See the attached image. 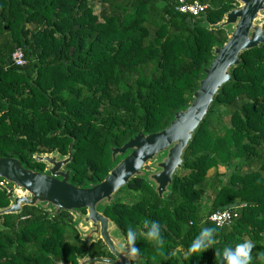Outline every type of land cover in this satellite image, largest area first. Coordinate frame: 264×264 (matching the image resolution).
I'll return each mask as SVG.
<instances>
[{"label":"trees","instance_id":"1","mask_svg":"<svg viewBox=\"0 0 264 264\" xmlns=\"http://www.w3.org/2000/svg\"><path fill=\"white\" fill-rule=\"evenodd\" d=\"M179 1L0 0V157L43 172L46 165L33 162L36 153L65 156L75 141L67 168L72 182L84 187L106 179L112 146L164 129L192 100L214 45L227 40L224 30L200 24L205 18L218 24L236 6L234 0H187L208 5L193 18L177 10ZM18 49L25 68L11 60ZM241 58L234 82L223 87L187 148L167 200L134 179L120 191L125 198L105 210L125 238L129 227L145 220L160 224L163 243L138 236L140 261L134 264H221L223 248L244 240L255 245L252 264H264L257 260L264 252V46ZM219 107L228 123L216 113ZM221 166L230 171L220 173ZM1 192L3 209L10 203ZM208 192L215 199L206 210ZM241 203V216L230 226L210 221ZM48 217L29 206L0 216V264L106 257L99 255L107 247L103 241L97 251L93 247L97 254L83 251L64 215ZM204 227L214 229L216 243L202 254L189 253Z\"/></svg>","mask_w":264,"mask_h":264},{"label":"water","instance_id":"2","mask_svg":"<svg viewBox=\"0 0 264 264\" xmlns=\"http://www.w3.org/2000/svg\"><path fill=\"white\" fill-rule=\"evenodd\" d=\"M234 1L236 6L225 13L221 22L212 25L205 18L200 24L209 31L224 30L227 40L214 45L212 59L208 67L203 68L192 100L175 112L164 129L150 134L141 131L121 147L112 146L106 179L84 187L72 182L74 172L67 168L73 161L75 141L65 156L58 151L36 153L33 162L45 164L43 172L27 169L18 158L0 157V183L13 190L9 197L10 204L0 209V216L20 214L25 206L49 213L50 220L66 212L71 215L66 219L67 223L77 228L80 225L88 228L87 238L95 236V240H103L111 254L109 258L85 257L79 260V264L139 262V255L135 258L128 256L123 235L122 249L115 247L111 226L119 228L104 212L116 202L118 193L134 179H144L161 200H167L175 176L184 168L187 148L223 87L234 82L233 72L243 64L241 56L264 46V0ZM148 165H152V171L145 169ZM235 207L236 204L227 209ZM83 211L87 215H83Z\"/></svg>","mask_w":264,"mask_h":264},{"label":"clouds","instance_id":"3","mask_svg":"<svg viewBox=\"0 0 264 264\" xmlns=\"http://www.w3.org/2000/svg\"><path fill=\"white\" fill-rule=\"evenodd\" d=\"M144 236L147 240L155 243H163L161 226L157 222L145 220L143 225L134 229L129 227L126 231L127 253L130 258L139 255L140 249L136 246L138 236ZM216 243L214 229L204 227L194 238L189 246V253H204ZM255 247L252 241L244 240L235 246H226L221 255V264H252V249ZM264 259V252L257 253V260Z\"/></svg>","mask_w":264,"mask_h":264},{"label":"built area","instance_id":"4","mask_svg":"<svg viewBox=\"0 0 264 264\" xmlns=\"http://www.w3.org/2000/svg\"><path fill=\"white\" fill-rule=\"evenodd\" d=\"M208 9L207 4H202L199 1L188 2L187 0H180L177 5V10L184 14L190 15L193 18H200ZM12 62L17 67H25L27 64L24 52L21 49L16 50L11 58ZM6 187L3 182L0 183V187ZM8 187V186H7ZM8 189H11L8 187ZM12 190V189H11ZM13 193V192H12ZM239 218L237 211H218L210 216V221L218 225L219 227L230 226L236 219Z\"/></svg>","mask_w":264,"mask_h":264},{"label":"rangeland","instance_id":"5","mask_svg":"<svg viewBox=\"0 0 264 264\" xmlns=\"http://www.w3.org/2000/svg\"><path fill=\"white\" fill-rule=\"evenodd\" d=\"M238 5L240 6L239 3H238ZM216 113H218V114L221 113L222 116H223V120L227 121V123L229 122V116L226 115V113H225V108H224V107H219V108H217ZM145 169H146V170H149V171H152V170H153V167H152V165H148V166L145 167ZM218 171H219L220 173H226V172H228V171H230V170H228V169H226L225 167L221 166V167H219ZM214 172H215L214 170H211V171L208 173V178L213 177ZM117 197H119V198H125L124 194H121V192L118 193V196H117ZM206 197H207V199H206V202H205L204 208H205L206 210H208V209H210V208L212 207V204H213L214 199H215V195H214L212 192H208ZM244 206H245V204H242V203H241L240 205H238V209H237L236 211H237V213L239 214V216H241V209H242ZM111 229H112V231H111V236H112L113 241H114V243H115V247H117L118 249H122V244H121V242L124 241V237L122 236V234L119 232V230H118L117 228H114V226H111ZM77 231L80 233L81 238H83V239H85V240H87V241H89V240H91V239H92V240H95V239H96L95 236H93V237H91V238H87V236L89 235V229L86 228V227H84V226H82V225H80V226L78 227ZM93 235H94V234H93ZM119 241H120V242H119ZM124 248H125V249L127 248V241H126V240H125V242H124Z\"/></svg>","mask_w":264,"mask_h":264},{"label":"flooded vegetation","instance_id":"6","mask_svg":"<svg viewBox=\"0 0 264 264\" xmlns=\"http://www.w3.org/2000/svg\"><path fill=\"white\" fill-rule=\"evenodd\" d=\"M15 66V65H14ZM27 66V65H26ZM25 66V67H26ZM15 67H17V66H15ZM25 67H17V68H25ZM35 156V155H34ZM1 193H6L7 194V197H10L11 195H12V192H13V190H11V189H8V187L6 186V187H2L1 186ZM83 213V215H87V212L86 211H83L82 212ZM46 214V213H45ZM49 214V213H48ZM64 215V218H66V219H68L69 217H71V215L69 214V213H64V214H62V215H60V216H56V217H54L52 220H58L59 218H61L62 216ZM49 218V217H48ZM64 221V220H63ZM65 223V222H64ZM68 226V231H71L70 233H73L74 235H75V233L74 232H76L77 233V226L76 225H67ZM77 234H79V236H80V233L78 232ZM78 236V237H79ZM80 239H81V236H80ZM82 240V239H81ZM100 241H103V240H101V239H99V240H89V241H87V240H82L81 242H82V250L84 251H86V252H91V253H95V251L93 250V247H95V245L97 244H100L101 242ZM96 248V251L98 250V248H99V246L98 247H95ZM95 254H97V253H95ZM87 255V254H86ZM85 255V256H86ZM89 255H91V254H89ZM99 255H104V256H106V257H108L109 258V249L107 248V247H104V252H101ZM80 256L79 255H77V259H76V261L78 262V258H79ZM82 258V257H81ZM97 258H100V256L99 257H97ZM82 259H85V257L84 258H82ZM134 264V263H133Z\"/></svg>","mask_w":264,"mask_h":264}]
</instances>
